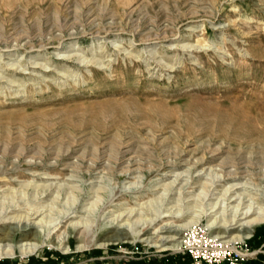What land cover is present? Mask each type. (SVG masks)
<instances>
[{
	"label": "rangeland",
	"instance_id": "1",
	"mask_svg": "<svg viewBox=\"0 0 264 264\" xmlns=\"http://www.w3.org/2000/svg\"><path fill=\"white\" fill-rule=\"evenodd\" d=\"M233 185L264 195V0H0V245L17 253L0 264L187 262L238 235L209 226ZM227 246L264 264V224Z\"/></svg>",
	"mask_w": 264,
	"mask_h": 264
},
{
	"label": "bare ground",
	"instance_id": "2",
	"mask_svg": "<svg viewBox=\"0 0 264 264\" xmlns=\"http://www.w3.org/2000/svg\"><path fill=\"white\" fill-rule=\"evenodd\" d=\"M242 187V186H241ZM240 188L238 185H233L229 189H226L224 196L228 197L227 200L231 203L237 202L234 208V214L231 215V218L228 216L223 219V223L221 220L218 222L220 217H213V222L209 226L220 225L217 229H221L220 232L222 236H217L215 240L226 239L232 236V232L237 231L238 235L233 236L229 240H225L222 244L226 245H234L236 243H240L246 241L251 238L252 230L254 227L264 224V205L262 204L264 201V195H258V198L254 203L248 204L247 195L244 193H238L236 190ZM243 188V187H242ZM228 194V196H227ZM256 195V194H255ZM231 209V210H232ZM227 210V209H226ZM217 212V211H214ZM227 215V214H226ZM224 216V214H223ZM193 223V221H192ZM222 223V224H221ZM191 224V223H190ZM187 224L186 226L190 225ZM174 240V239H173ZM173 240L163 239L164 245L173 242ZM26 243V242H25ZM180 245H174L173 248H177ZM20 251L23 256L31 255L38 250L37 245L32 244H22L20 247ZM5 256H10L11 258H15L17 253L15 250L11 249V247L7 244L6 246L0 245V259H4Z\"/></svg>",
	"mask_w": 264,
	"mask_h": 264
},
{
	"label": "built area",
	"instance_id": "3",
	"mask_svg": "<svg viewBox=\"0 0 264 264\" xmlns=\"http://www.w3.org/2000/svg\"><path fill=\"white\" fill-rule=\"evenodd\" d=\"M249 250L238 251L225 244L202 250L190 251L195 264H247L250 259Z\"/></svg>",
	"mask_w": 264,
	"mask_h": 264
},
{
	"label": "trees",
	"instance_id": "4",
	"mask_svg": "<svg viewBox=\"0 0 264 264\" xmlns=\"http://www.w3.org/2000/svg\"><path fill=\"white\" fill-rule=\"evenodd\" d=\"M186 257H187V260H188L187 262L186 261L183 262L181 260V257L173 256V257L169 258L168 263H169V261H172L174 264H194V261H193V259H192V257L190 256L189 253L186 254Z\"/></svg>",
	"mask_w": 264,
	"mask_h": 264
}]
</instances>
